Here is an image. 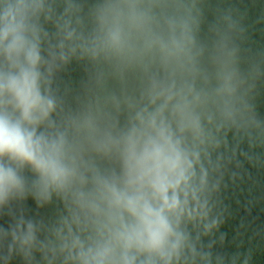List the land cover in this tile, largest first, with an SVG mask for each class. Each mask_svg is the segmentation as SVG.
Wrapping results in <instances>:
<instances>
[{
	"label": "clouds",
	"instance_id": "obj_1",
	"mask_svg": "<svg viewBox=\"0 0 264 264\" xmlns=\"http://www.w3.org/2000/svg\"><path fill=\"white\" fill-rule=\"evenodd\" d=\"M0 264H264V0H0Z\"/></svg>",
	"mask_w": 264,
	"mask_h": 264
}]
</instances>
